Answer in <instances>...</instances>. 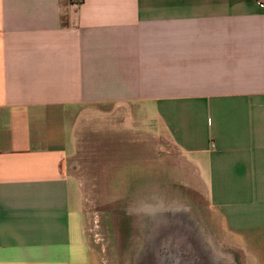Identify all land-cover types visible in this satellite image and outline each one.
Returning <instances> with one entry per match:
<instances>
[{"label":"crops","instance_id":"obj_1","mask_svg":"<svg viewBox=\"0 0 264 264\" xmlns=\"http://www.w3.org/2000/svg\"><path fill=\"white\" fill-rule=\"evenodd\" d=\"M123 109L193 167L210 225L241 264H264L254 0H0V264H97L64 162L79 119Z\"/></svg>","mask_w":264,"mask_h":264},{"label":"rangeland","instance_id":"obj_2","mask_svg":"<svg viewBox=\"0 0 264 264\" xmlns=\"http://www.w3.org/2000/svg\"><path fill=\"white\" fill-rule=\"evenodd\" d=\"M125 110L121 117L111 113L100 119H79L74 126L75 151L64 162L66 171L83 186L82 232L97 264L151 263L148 237L151 228L156 227V217L134 210L137 205L149 203L165 206V233L174 231L178 235L174 239L180 244V255L170 250L165 257L167 264H241L239 254L230 251L210 225L207 188L193 167L170 141L132 128ZM103 132L112 142L109 147L118 149L107 151L108 156L99 162L96 158L100 144L106 141L102 139ZM133 134L150 137V170L144 157H149L150 146L125 145L124 139L132 140L128 136ZM134 148L136 155H142L133 157L134 151H129ZM88 170L93 174L90 187ZM165 239L169 243L166 236Z\"/></svg>","mask_w":264,"mask_h":264},{"label":"bare ground","instance_id":"obj_3","mask_svg":"<svg viewBox=\"0 0 264 264\" xmlns=\"http://www.w3.org/2000/svg\"><path fill=\"white\" fill-rule=\"evenodd\" d=\"M182 197H183V195H182ZM150 204L151 203L146 204V205L142 204L141 206L137 205V207H135L134 210L136 213H139L141 210L142 212L149 214V216L152 219H154L156 217L155 221H153V224H156V227L154 229L151 228V233L148 237V243H149L148 249H149L150 257L152 258V260L154 262H157V264H167L166 263L167 260L165 259V257L170 250L175 252V256L180 255V244H177L178 239H174V236L178 238V235H175L174 231H172L170 233H165V228H164L165 224L162 226V223L163 222L165 223V221H164V219H165V215H164L165 213L164 212H166L165 206H163L162 203H159L158 206L154 205V204H152V205H150ZM179 210L180 209H176L175 211H179ZM158 215H160V216H158ZM150 223H151V221H150ZM165 236L168 238L169 243L166 241ZM212 248H214V247H212ZM213 251L215 254L218 253L217 251L215 252L214 249H213ZM218 255H216L217 258H219Z\"/></svg>","mask_w":264,"mask_h":264},{"label":"flooded vegetation","instance_id":"obj_4","mask_svg":"<svg viewBox=\"0 0 264 264\" xmlns=\"http://www.w3.org/2000/svg\"><path fill=\"white\" fill-rule=\"evenodd\" d=\"M104 133V137L102 138V139H105L106 141H104L103 142V144H100V148H99V154H98V156H97V158L96 159H99L98 161L100 162L101 160H104L107 156H106V154L105 153H107V151L110 153L112 150L114 151V150H117L118 148H114V147H109V143L111 144L112 142H110V139H109V137H108V134L106 133V132H103ZM148 135V134H147ZM146 134H145V136H144V138H138L139 136H141L140 134H133L132 136H128V137H133V139L132 140H130V139H124L125 140V145H133V144H137V143H146V144H148L149 146H150V150H149V157H148V154H146V155H144V157H145V161H146V165L148 164H150V161H151V146H152V144H151V141H150V137H148ZM147 136V137H146ZM137 137V138H136ZM105 144H107V146H105ZM146 144H144V145H146ZM136 145H134V147H135ZM109 148H111L110 150H109ZM132 151H134V153H131V154H133L132 156L134 157H136V156H141L142 155V153H140L139 155H136V148H134V150H131V151H129V153L130 152H132ZM119 151H117L116 153H118ZM147 161H148V163H147ZM87 170V169H86ZM149 170H150V165H149ZM145 172H146V169L144 170ZM88 172V179H89V182L87 181V184H88V186L90 187V185H92V181H93V174L92 173H90V171L88 170L87 171ZM90 183V184H89ZM151 260V259H150ZM154 263V261L152 260L151 261V263H148V264H153Z\"/></svg>","mask_w":264,"mask_h":264},{"label":"built area","instance_id":"obj_5","mask_svg":"<svg viewBox=\"0 0 264 264\" xmlns=\"http://www.w3.org/2000/svg\"><path fill=\"white\" fill-rule=\"evenodd\" d=\"M68 1H69L71 4L78 6V5H80L84 0H68ZM254 2H255L256 4H258L259 6H261V7H264V0H254ZM80 185H81V187H82V189H83V186H82L81 182H80Z\"/></svg>","mask_w":264,"mask_h":264}]
</instances>
